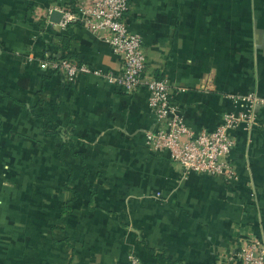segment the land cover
I'll list each match as a JSON object with an SVG mask.
<instances>
[{
    "label": "crops",
    "instance_id": "obj_1",
    "mask_svg": "<svg viewBox=\"0 0 264 264\" xmlns=\"http://www.w3.org/2000/svg\"><path fill=\"white\" fill-rule=\"evenodd\" d=\"M81 1L0 0V264H127L131 252L143 264H239L243 239L264 240V102L256 126L234 130L237 179L185 172L145 144L164 127L144 84L69 82L27 59L121 69L84 26L50 20ZM126 17L143 79L183 88L174 102L193 133L240 109L230 95L264 99V0H129Z\"/></svg>",
    "mask_w": 264,
    "mask_h": 264
},
{
    "label": "built area",
    "instance_id": "obj_2",
    "mask_svg": "<svg viewBox=\"0 0 264 264\" xmlns=\"http://www.w3.org/2000/svg\"><path fill=\"white\" fill-rule=\"evenodd\" d=\"M129 0H84L74 11H61L59 26L69 22L79 23L97 38L107 42L114 54L121 57L119 71L104 70L67 57L45 54L36 59L44 71L62 74L73 82L80 74L95 75L108 84L132 91L144 84L148 90V106L164 128L145 132V144L152 152H168L169 158L185 172L208 176H221L225 181L237 179L230 155L236 144L234 130L249 131L258 124L255 106L264 99L253 92L230 95L241 104L238 111H225L221 122L213 130L193 133L185 123L182 113L174 102L175 95L183 88H172L166 78L143 79L146 55L141 36L131 31L127 22ZM234 258L239 264H264V240L248 237L242 240ZM127 264H143L137 254L127 256Z\"/></svg>",
    "mask_w": 264,
    "mask_h": 264
},
{
    "label": "water",
    "instance_id": "obj_3",
    "mask_svg": "<svg viewBox=\"0 0 264 264\" xmlns=\"http://www.w3.org/2000/svg\"><path fill=\"white\" fill-rule=\"evenodd\" d=\"M61 15H62L61 12H59L57 10H53L51 12V15H50V20L57 23V22H59Z\"/></svg>",
    "mask_w": 264,
    "mask_h": 264
},
{
    "label": "trees",
    "instance_id": "obj_4",
    "mask_svg": "<svg viewBox=\"0 0 264 264\" xmlns=\"http://www.w3.org/2000/svg\"><path fill=\"white\" fill-rule=\"evenodd\" d=\"M68 58V57H67Z\"/></svg>",
    "mask_w": 264,
    "mask_h": 264
}]
</instances>
